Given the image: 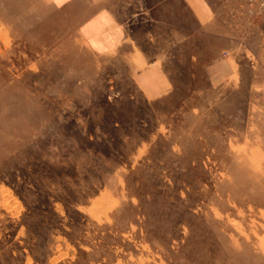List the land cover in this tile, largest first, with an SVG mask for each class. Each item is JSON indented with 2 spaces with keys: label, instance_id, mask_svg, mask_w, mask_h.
Instances as JSON below:
<instances>
[{
  "label": "rangeland",
  "instance_id": "374dc122",
  "mask_svg": "<svg viewBox=\"0 0 264 264\" xmlns=\"http://www.w3.org/2000/svg\"><path fill=\"white\" fill-rule=\"evenodd\" d=\"M209 1L217 36L157 18L124 59L0 0V264H264V0Z\"/></svg>",
  "mask_w": 264,
  "mask_h": 264
},
{
  "label": "crops",
  "instance_id": "0c3cea01",
  "mask_svg": "<svg viewBox=\"0 0 264 264\" xmlns=\"http://www.w3.org/2000/svg\"><path fill=\"white\" fill-rule=\"evenodd\" d=\"M50 1L57 7L60 18L66 20L68 26L85 28L91 51L98 49L103 54L116 50L118 54L123 53L124 59L146 57L140 54L142 28L152 26L156 23L157 18L164 19V24L170 26L169 34L171 36L173 26L180 28L179 32L175 31L176 33L182 35L185 33V28L188 29L189 26L186 23L189 17L196 21L198 34L215 37L220 33V25L216 17L218 13H216L214 4L209 0ZM205 27H209V30L206 31ZM149 32L151 36H154L153 31L148 30L147 33L149 34ZM228 41L230 48L231 42ZM93 44L97 45L94 47ZM111 44H115V47ZM210 50L215 51L213 54L217 57L208 63L206 73L213 76L229 74L230 70L223 66L225 60L220 55V52L226 48L217 44ZM155 65L148 66L143 72L137 71V74L144 76L155 90H166L168 88L167 79L164 76H159L160 73L166 74V72L157 70V68L160 69V66Z\"/></svg>",
  "mask_w": 264,
  "mask_h": 264
}]
</instances>
